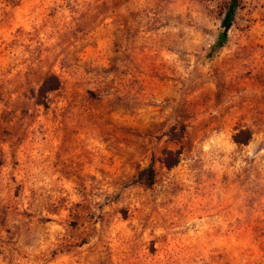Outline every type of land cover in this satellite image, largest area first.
Instances as JSON below:
<instances>
[{
	"label": "rangeland",
	"instance_id": "374dc122",
	"mask_svg": "<svg viewBox=\"0 0 264 264\" xmlns=\"http://www.w3.org/2000/svg\"><path fill=\"white\" fill-rule=\"evenodd\" d=\"M230 2L0 0V264H264V0L219 45Z\"/></svg>",
	"mask_w": 264,
	"mask_h": 264
},
{
	"label": "trees",
	"instance_id": "16d2710c",
	"mask_svg": "<svg viewBox=\"0 0 264 264\" xmlns=\"http://www.w3.org/2000/svg\"><path fill=\"white\" fill-rule=\"evenodd\" d=\"M238 0H231L229 5L228 14L226 19L224 20V31L219 39V45H221L224 40L227 38V33L232 26V20L235 14V6ZM61 88V83L59 79L52 75L50 76L43 84L39 93V102L45 104V99H47L48 95L54 91H57ZM237 144H242L239 140H236ZM156 180V172L153 166H149L144 170L140 171L137 175V183L152 186Z\"/></svg>",
	"mask_w": 264,
	"mask_h": 264
}]
</instances>
